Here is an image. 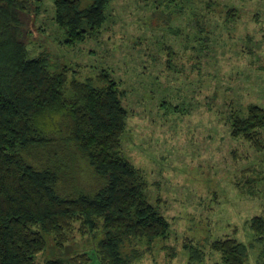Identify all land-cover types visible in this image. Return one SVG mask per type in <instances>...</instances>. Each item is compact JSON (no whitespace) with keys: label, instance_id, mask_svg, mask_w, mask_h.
Listing matches in <instances>:
<instances>
[{"label":"rangeland","instance_id":"374dc122","mask_svg":"<svg viewBox=\"0 0 264 264\" xmlns=\"http://www.w3.org/2000/svg\"><path fill=\"white\" fill-rule=\"evenodd\" d=\"M30 1L39 10L25 39L28 59L48 54L53 70L66 69L70 81L102 87L106 76L122 92L128 111L122 153L170 225L167 239L129 241L122 253H141L133 264H222L211 246L229 238L246 247L245 264H264V240L250 229L254 217L264 218V152L230 135L233 114L243 118L249 105L264 108V11L256 18L241 13L226 26L217 15L204 16L199 27L190 11L183 17L185 11L161 4L168 0H112L100 33L66 46L53 0ZM28 161L46 163L36 153ZM69 169L58 190L96 187L80 158ZM259 174L260 182L251 183ZM98 226L82 234L76 225L66 253L44 235L47 246L35 264L79 254L101 264Z\"/></svg>","mask_w":264,"mask_h":264},{"label":"trees","instance_id":"16d2710c","mask_svg":"<svg viewBox=\"0 0 264 264\" xmlns=\"http://www.w3.org/2000/svg\"><path fill=\"white\" fill-rule=\"evenodd\" d=\"M111 2L53 0L63 44L76 46L99 34ZM167 2L161 4L171 3L176 13L185 11L183 17L190 11L199 27L204 16L217 15L226 26L241 13L256 18L264 11V0ZM36 10L30 0H0V264H35L47 246L44 235L66 253L76 225L82 234L93 233L98 222L104 233L97 248L101 264H133L141 253L123 254V246L133 240H165L170 225L148 201L141 172L122 153L128 120L122 92L106 76L102 87L70 81L66 69L53 70L48 54L28 59L25 39ZM233 115L231 137L262 154L264 108L249 105L243 118ZM34 153L45 157L40 168L28 161ZM78 158L90 169L96 187L89 192L58 190L64 171L76 169ZM258 182L260 174L251 183ZM248 186L244 184L247 195L252 194ZM250 229L264 240L263 217H254ZM211 248L222 264H245L247 249L234 239L215 241ZM89 262L79 254L45 264Z\"/></svg>","mask_w":264,"mask_h":264}]
</instances>
